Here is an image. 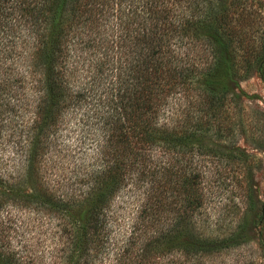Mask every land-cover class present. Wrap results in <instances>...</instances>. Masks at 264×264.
I'll return each mask as SVG.
<instances>
[{
    "label": "trees",
    "instance_id": "trees-1",
    "mask_svg": "<svg viewBox=\"0 0 264 264\" xmlns=\"http://www.w3.org/2000/svg\"><path fill=\"white\" fill-rule=\"evenodd\" d=\"M253 71L264 0H0V136L19 158L0 160V264H214L253 236L264 264L260 160L236 146L247 122L264 149V112L231 88ZM125 188L143 199L121 239ZM33 218L53 224L47 259Z\"/></svg>",
    "mask_w": 264,
    "mask_h": 264
},
{
    "label": "rangeland",
    "instance_id": "rangeland-1",
    "mask_svg": "<svg viewBox=\"0 0 264 264\" xmlns=\"http://www.w3.org/2000/svg\"><path fill=\"white\" fill-rule=\"evenodd\" d=\"M30 88L31 87L27 85L26 89L28 91H26L25 89L26 94H32ZM231 88L239 95L240 107L245 112H264V77L259 72L253 71L246 78H235L231 82ZM25 98L26 97H23L24 101ZM29 99L31 100L30 95ZM24 116L29 117V114L25 112ZM248 119L249 118H247V120ZM75 120L76 119L74 118L71 119L72 124L73 122H75ZM25 121L27 120H24V122ZM246 123L242 129L239 128L240 132L237 133L236 146L246 150L249 153H254L260 160V162L258 163L259 167L257 169L254 168L251 178L254 197L256 199V202L259 203L264 198V149L260 150L255 148L252 140L250 139L252 136L249 133L248 125ZM9 132L10 129L6 128L5 132H3V135L0 136V160L5 159V161H3L5 162V164L2 165V169H8V171L13 168V164H16V166H18L19 164V158L13 160L12 157L14 140L9 141ZM66 133L67 131H65L63 134L65 135ZM69 134L70 139L75 136L73 132H69ZM69 138L68 141L70 143ZM83 155L86 158H89L91 155V151L89 150ZM212 168V165L206 166V171L208 174L207 176H211L210 174L212 173ZM228 195L229 191H225L224 195L222 196L225 202L227 201L225 199ZM233 196L235 195H232L230 197L232 198ZM142 199V188L139 190L136 188H125L124 190H121L118 197L114 200L113 203L114 211H112V213L115 212L114 215L115 217H117L115 223L119 226L117 230L114 229V237L122 239L127 236L129 232V225L134 220L137 209L141 204L140 202ZM236 199L237 198H235V200ZM221 211L222 209L220 208V202L213 204V206L209 209L211 218L216 217V215H218V213ZM11 212L14 213L16 212V210H11ZM16 216L18 217V219L20 217V219H23L24 222H28V220H30V217H33L34 214L32 212L29 213L27 210H20L17 211ZM30 224L31 228L28 231L26 230L24 235V239L28 243V248L31 252L34 251L37 255L39 254L40 256L44 255L45 259H47L48 248L50 247V245L52 247H55V245H58L59 243L58 240L54 239L53 237V224H51L48 220H46V222H44L43 220L42 222L38 219L35 220L34 218L32 222H30ZM261 252L262 251L258 246L257 239L255 236H253L252 238H250V241L248 243L242 244L238 248L230 250L229 254L219 255L218 259L214 261V264H248L249 261H251L252 264H262V259L260 257ZM176 256L177 253H171L166 255L165 258L172 257L176 259ZM109 261V259H105V263L109 264ZM205 264L209 263L205 262Z\"/></svg>",
    "mask_w": 264,
    "mask_h": 264
}]
</instances>
